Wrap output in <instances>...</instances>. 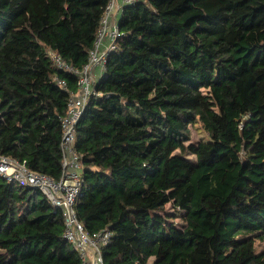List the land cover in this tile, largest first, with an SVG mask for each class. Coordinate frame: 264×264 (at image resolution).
<instances>
[{"label":"trees","instance_id":"1","mask_svg":"<svg viewBox=\"0 0 264 264\" xmlns=\"http://www.w3.org/2000/svg\"><path fill=\"white\" fill-rule=\"evenodd\" d=\"M108 1L0 0V154L59 178L77 77L48 50L80 69ZM118 27L75 139L77 216L112 232L103 264H264V0H134ZM63 232L39 190L0 175V264H80Z\"/></svg>","mask_w":264,"mask_h":264},{"label":"built area","instance_id":"2","mask_svg":"<svg viewBox=\"0 0 264 264\" xmlns=\"http://www.w3.org/2000/svg\"><path fill=\"white\" fill-rule=\"evenodd\" d=\"M133 1L121 0V3L117 0L108 1L96 31L93 48L80 69L67 63L55 51L48 50L52 63L58 69L77 77V89L69 92L66 111L61 117L62 157L59 178L55 179L48 174L31 170L24 161L0 154V175L7 181L36 188L53 208L61 211L64 222L63 237L77 251L80 264H103L102 248L109 243L112 232L108 228H103L90 233L77 216L75 203L84 180V165L82 155L75 148L76 124L89 98L96 95L95 85L104 73L107 56L116 49L117 40L124 35L118 27L123 7ZM115 10L118 18H112ZM54 80L63 88L66 86L64 79L56 76Z\"/></svg>","mask_w":264,"mask_h":264},{"label":"rangeland","instance_id":"3","mask_svg":"<svg viewBox=\"0 0 264 264\" xmlns=\"http://www.w3.org/2000/svg\"><path fill=\"white\" fill-rule=\"evenodd\" d=\"M189 130H190V140L189 142H192V143H197L201 140H207L208 139V136H207V133L206 131L202 128L201 124L199 122H196L195 124L193 125H189ZM185 156L190 159V160H194V156L191 155V154H185ZM165 212L166 213H175L176 211L173 210V208L167 204L165 206ZM175 220H174V223L178 226V227H181L182 224H183V220L182 218L180 217L179 213L176 212L175 215ZM172 221V220H170ZM257 246H260L262 245V243L260 242H257L256 243ZM151 262V260H150Z\"/></svg>","mask_w":264,"mask_h":264},{"label":"crops","instance_id":"4","mask_svg":"<svg viewBox=\"0 0 264 264\" xmlns=\"http://www.w3.org/2000/svg\"><path fill=\"white\" fill-rule=\"evenodd\" d=\"M117 2L121 3V0H117ZM118 16L119 15H118L117 11L115 10L114 13L112 14V18H114V17L118 18Z\"/></svg>","mask_w":264,"mask_h":264}]
</instances>
